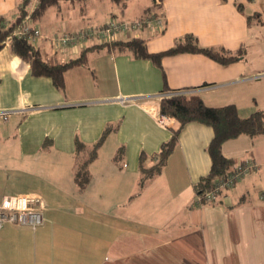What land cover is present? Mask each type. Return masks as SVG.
<instances>
[{"label":"crops","instance_id":"obj_1","mask_svg":"<svg viewBox=\"0 0 264 264\" xmlns=\"http://www.w3.org/2000/svg\"><path fill=\"white\" fill-rule=\"evenodd\" d=\"M28 21L41 30L30 40L51 63L84 56L64 73V88L33 74L31 63L0 50V197L37 195L44 223L36 229L7 223L0 230L2 264H264V135L242 134L222 152L252 170L219 201L195 204L199 180L209 173L212 126L186 124L160 174L141 186V155L150 166L179 123L158 122L165 93L186 90L208 106L234 104L242 117L264 111V0H60ZM22 0H0L6 25ZM136 6V7H135ZM132 7V8H131ZM156 13L163 28L142 26L120 34L140 36L151 53L195 35L201 45L243 52L223 64L203 53L165 55L158 64L98 41L60 49L51 38ZM119 16V17H118ZM111 127L90 163V180L75 181V143L92 146ZM122 150V151H120ZM34 171V176L28 173Z\"/></svg>","mask_w":264,"mask_h":264},{"label":"trees","instance_id":"obj_2","mask_svg":"<svg viewBox=\"0 0 264 264\" xmlns=\"http://www.w3.org/2000/svg\"><path fill=\"white\" fill-rule=\"evenodd\" d=\"M31 1L22 0L19 17L9 25H6L5 17L0 15V50L7 42H10L13 52L23 60L31 63L33 74L49 76L59 89H63L65 71L70 67L82 64L85 58L82 55L65 63L48 62L29 39L15 34L23 19L27 17V6ZM59 1L40 0L33 11V15H41L45 9L59 3ZM113 1L118 4H124L127 0ZM100 43V45H107L120 50H129L135 57L149 58L158 64L163 56L182 52L203 53L223 64L240 60L244 57V53L240 51L230 52L223 47L203 46L193 34H186L177 38L171 48L158 53L149 52L145 41L140 36H135L128 41L115 39ZM161 113L175 118L179 126L173 131L171 139L162 144L158 158L152 165L147 166L144 163L145 155H141V186L147 180L161 173L177 144L180 130L190 122H201L212 126L214 129V136L208 146L212 166L209 173L197 182V192L211 189L215 179L226 176L235 167L237 162L235 163L234 160L225 157L222 152V145L225 141L242 134H247L251 137L264 135V111L257 110L247 117H242L234 104L221 107L208 106L201 96L197 94H173L163 97L161 100ZM111 130V127H107L99 140L92 146H88L80 140L75 143L77 158L75 181L81 188L88 184L90 180V163L96 159L100 146L104 143Z\"/></svg>","mask_w":264,"mask_h":264},{"label":"built area","instance_id":"obj_3","mask_svg":"<svg viewBox=\"0 0 264 264\" xmlns=\"http://www.w3.org/2000/svg\"><path fill=\"white\" fill-rule=\"evenodd\" d=\"M164 22V18L156 13L132 20L111 17L101 25H89L75 31L62 30L59 34H55L51 41L56 48H78L94 40L107 42L118 39L120 34H126L130 30L142 26L151 27L153 30L161 29L164 26ZM15 34L34 41L41 36V30L31 25L28 17H25L16 29ZM186 93H188L186 90H175L167 92L165 95ZM14 111L12 109H0V120L8 121ZM169 118L168 115L161 114L157 120L162 126H167ZM252 168L253 163L250 160L237 162L229 174L214 180L211 189L197 192L195 204L202 206L219 201L220 196H225L227 190L246 176ZM40 203V198L33 194L0 197V230L7 223L29 226L33 229L41 226L44 223V216ZM0 264L2 263L0 262Z\"/></svg>","mask_w":264,"mask_h":264},{"label":"rangeland","instance_id":"obj_4","mask_svg":"<svg viewBox=\"0 0 264 264\" xmlns=\"http://www.w3.org/2000/svg\"><path fill=\"white\" fill-rule=\"evenodd\" d=\"M148 1H150V0H145L146 4L148 3ZM137 2H140V0H139V1H136V3H137ZM135 7H136V6H135ZM131 8H132V7H131ZM118 17H119V16H118ZM33 173H35V172L30 170V172H29L28 174H29L30 176H34Z\"/></svg>","mask_w":264,"mask_h":264}]
</instances>
